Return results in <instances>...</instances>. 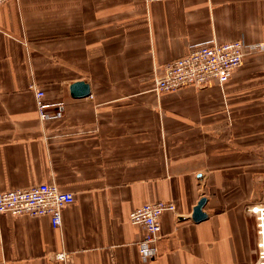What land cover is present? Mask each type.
<instances>
[{"label": "crops", "instance_id": "crops-1", "mask_svg": "<svg viewBox=\"0 0 264 264\" xmlns=\"http://www.w3.org/2000/svg\"><path fill=\"white\" fill-rule=\"evenodd\" d=\"M264 44V0H15L0 7V192L54 183L61 226L0 214V264H255L264 51L219 85L155 94L194 44ZM89 96L74 98L73 83ZM34 85L62 117L40 121ZM204 198L205 219L193 208ZM171 202L143 262L137 207ZM64 252L65 260L54 259Z\"/></svg>", "mask_w": 264, "mask_h": 264}, {"label": "built area", "instance_id": "built-area-1", "mask_svg": "<svg viewBox=\"0 0 264 264\" xmlns=\"http://www.w3.org/2000/svg\"><path fill=\"white\" fill-rule=\"evenodd\" d=\"M9 1L0 0V7ZM246 51H264V44L245 45L241 40L226 43L207 41L194 44L189 51L175 60L165 63L161 73L153 81V91L159 95L183 88H202L211 80L224 84L231 73L238 68ZM34 91V101L40 121L62 117L57 104L47 103L42 90L30 86ZM74 195L58 189L54 183L38 184L26 189L0 192V214L10 216L48 217L53 229L61 226L62 210L73 204ZM171 202L157 201L135 208L129 214V222L141 226L142 239L136 248L143 262L158 255L157 243L161 238L160 217L164 212H174ZM248 212L255 218L257 236V259L255 264H264V205H254ZM55 260L64 261L65 253L55 254Z\"/></svg>", "mask_w": 264, "mask_h": 264}, {"label": "water", "instance_id": "water-1", "mask_svg": "<svg viewBox=\"0 0 264 264\" xmlns=\"http://www.w3.org/2000/svg\"><path fill=\"white\" fill-rule=\"evenodd\" d=\"M70 94L74 98L87 97L89 96V87L84 82L73 83L70 87ZM205 201L206 200L204 198H201L197 205L193 208L191 218L194 222H200L205 219L206 214L202 211Z\"/></svg>", "mask_w": 264, "mask_h": 264}, {"label": "rangeland", "instance_id": "rangeland-1", "mask_svg": "<svg viewBox=\"0 0 264 264\" xmlns=\"http://www.w3.org/2000/svg\"><path fill=\"white\" fill-rule=\"evenodd\" d=\"M256 250H257V236H256ZM256 259H257V256H256ZM256 263V262H255Z\"/></svg>", "mask_w": 264, "mask_h": 264}]
</instances>
